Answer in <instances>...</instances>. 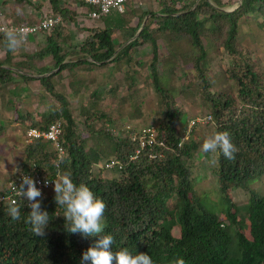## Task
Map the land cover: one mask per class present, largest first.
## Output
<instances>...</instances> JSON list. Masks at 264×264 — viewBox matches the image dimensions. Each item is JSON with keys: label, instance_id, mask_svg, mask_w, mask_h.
Wrapping results in <instances>:
<instances>
[{"label": "trees", "instance_id": "trees-1", "mask_svg": "<svg viewBox=\"0 0 264 264\" xmlns=\"http://www.w3.org/2000/svg\"><path fill=\"white\" fill-rule=\"evenodd\" d=\"M17 1L34 6L32 0ZM68 1L87 7L84 0ZM48 2L53 15L63 20L47 37V44L40 51L28 55L21 53L19 61L15 62L13 53L5 47L3 33H0V47L6 52L5 59L0 61V90L19 76L24 81L35 80L33 61L52 58L54 67L41 68L38 81L59 105L43 113L40 121L39 116L35 120L30 113H19V120H16L23 125L29 123L28 130H46L61 121L63 130L58 143L64 154L60 157L53 142L30 139L26 132L25 162L9 182L22 175L35 179L40 174L55 179L58 172L70 173L74 183H84L105 202L103 234L114 237L110 249L113 253L126 248L133 255H150L153 264H171L177 257H182L186 264H264V196L249 186L264 175V73L250 63L247 53L237 48L240 19L258 12L264 21V1L242 0L231 13L222 10V0H179L162 3L158 11L139 13L132 10L126 21L119 14L120 21L115 25L105 22L103 29H86L89 31L87 39L75 49L67 48L64 43L68 31L63 22L74 21L76 11L66 7L67 0ZM4 4L0 1V8ZM107 17L101 20H107ZM134 19L137 22L131 26ZM113 28H119L121 32L118 41ZM223 31V47L231 58L228 81L233 82L234 92L215 89L204 71L208 50L222 39ZM161 37L169 45L182 42L189 45L187 55L194 63L193 77L197 84L191 95L201 96L210 112L205 116L212 118L215 132L230 133L238 149L234 160H227L218 152L216 162L212 164L215 186L221 202L226 204V220L220 218L216 207L209 209L204 204L206 198L202 194L206 191L197 188L198 176L192 170V162L195 155L202 156V152L197 139L183 141L184 134L189 137L193 133L186 132V127L181 129L180 123L187 113L177 106L176 89L171 86L174 70H179L178 64L172 58L173 61L164 62L167 75L159 70L158 41ZM144 45L151 49L148 68L155 93L160 97L161 112L156 126H128L120 134H115L114 128L97 130L95 121H103L104 125L113 122L105 120V113L92 108L86 112L84 121L89 137L82 139L83 133L70 109V102L59 91L60 74L79 65L91 69L94 66H114L125 60L126 72L131 74L125 79L135 89L136 72L133 69L132 73V68L138 64L137 48ZM71 55L73 58L77 56L70 60ZM182 58L185 59L184 55ZM22 67L28 70L21 73ZM147 128H154L157 142L162 141L166 146L161 148L157 143L131 160L139 148L138 141L133 138ZM101 138L105 140L104 144L107 142L105 145L99 144ZM89 140L95 143L88 146ZM150 153L157 157L162 154L163 158L151 159ZM112 158L120 160L124 167L112 171V178L104 179L102 174L109 171L95 166ZM237 190L249 195L243 210L238 209L231 197ZM6 193H9L7 186L0 190V196ZM54 197L55 193L40 198L42 210L49 213L44 237L35 236L29 230L31 226L25 223L31 211L26 200L17 198L21 218L16 221L6 214L10 203H0V264H91V261H83L82 255L98 237L85 238L81 234L68 233L63 217L65 209L57 206ZM246 223L249 235L242 232ZM173 228H177L178 236L173 234Z\"/></svg>", "mask_w": 264, "mask_h": 264}, {"label": "rangeland", "instance_id": "rangeland-1", "mask_svg": "<svg viewBox=\"0 0 264 264\" xmlns=\"http://www.w3.org/2000/svg\"><path fill=\"white\" fill-rule=\"evenodd\" d=\"M0 1H2L3 4L5 3L4 7L0 8V13L3 15L5 13L7 19L10 20L9 22L16 23L17 25L23 23L20 18L24 10L26 12L30 11L35 18H38V21L44 18L45 15L52 13L48 0H32L34 6L26 3L22 4L17 0ZM240 1L242 0H222V9L228 12L232 10L235 11L240 6ZM148 5L151 9H153V7H158L156 3L150 0L145 1V7L147 9ZM66 7L75 10L77 15L74 21L63 22L65 24L64 28H67L68 31L64 43L67 48L75 49L80 47L87 39L82 35L83 32L87 31L86 27L83 26V18L87 17V15L79 12L82 7L76 2L67 0ZM18 9L20 14L17 12ZM132 10L140 13L143 9ZM125 17L128 19L129 16ZM263 22V17L260 16L258 12L242 17L239 22V33L237 37V48L243 53L248 54L251 61L250 63L261 73H264V26H261ZM51 33H41L40 36L42 38L36 40V43L34 42L35 44L30 43L34 40L29 37L27 40V42L30 43L27 44L28 47L25 46L26 43H23L21 48L12 54L14 61H19L21 57L19 54L21 53L28 55L40 51V46L47 43V37ZM224 37L225 32L223 31L222 39L220 38L218 42H216V45H213V48L208 50L207 65L204 71L206 76L212 80L213 85L216 87L215 89L219 88L226 92H234L233 82L228 81L231 58L225 50L226 48L223 47ZM158 42L161 62L159 64V70L161 74H168V70H165L164 67V62L166 60L173 61L172 58H174V61L179 67L178 71L177 69L174 70L175 75L171 86L176 89L175 102L177 106L187 113L184 114L180 123L181 129H185L186 127L187 129L185 131L187 132L189 123L192 125L191 121L196 118H204L206 117L205 115H210L201 96L191 95L197 84L193 77L194 63H192L187 55L189 45H186L185 42L169 45L164 37H161ZM137 50L138 64L132 68V73L133 69L136 72L135 79L137 84L135 89L132 88V85L129 86V81L125 79L127 75L131 77V74L129 75V73H127L128 67L125 64V60H121L114 66L113 64L104 67L94 66L91 69L79 65L73 69H65L60 74L59 80L61 82L58 84L59 91L63 92L70 102V109L76 119L79 130L83 133L82 139H87L89 137L85 129L84 121L86 119V112L92 108H95L97 112L105 113L107 115L105 120L113 122L112 125H104L103 121H95V128L97 130L106 127L108 130L114 128V133L120 134L121 131L125 130L128 126L137 128L148 125L156 126L155 124L160 115L161 106L159 103L160 97L155 93L152 85L151 73L148 68L151 62V49L149 45H144L139 46ZM183 55L186 61L182 58ZM76 56L77 55H74V58ZM5 57V50L0 47V61L5 59ZM72 58L73 55L70 56V60ZM33 66L35 69L32 74L35 76V80L28 82L22 80L19 76L15 78V81L11 85L5 86L0 90V121H2V123L0 122V190L7 186L9 178L20 171L22 169V163L25 162L24 151L27 145L24 143V139L28 131L27 126L29 123L23 125L22 122L18 121L19 113L23 115L30 113L34 119L39 116L38 119L40 121L42 120L41 115L43 113L59 105L38 81L40 69L46 66L53 68L54 60H52V58H47L45 60L35 59V61H33ZM21 69V73L28 70L23 67ZM59 69L54 73L58 72ZM57 78H55V82ZM72 83L74 85L73 87L71 86ZM111 89L115 90L112 92ZM17 109H19V111H17ZM190 132L193 134H191V136L189 135V138L197 139L201 149L204 140L215 133V125L213 122L205 125L200 124L195 129L191 128ZM184 135L186 136L188 134ZM104 141L105 140L101 138L99 144H104ZM94 143V140H89L87 144L88 146H92ZM106 143L107 142H105V144ZM216 155L217 154H215V156ZM209 156L212 157V154H205L203 152L202 156L196 154L192 162V170L198 176L196 180L197 188L207 193L202 194L206 198L204 204L209 209L216 207L215 210L220 218L226 220V204L221 202L218 187L215 186L216 178L213 174V166L207 159ZM95 168L98 169V166H95ZM102 175L104 179H108L112 178L114 173L106 172ZM249 186L260 195L264 196V175L260 179L249 183ZM245 195L239 197L237 191L232 192L231 197L239 210H243L248 203L247 200L249 195ZM246 224L247 226L242 229V232L245 235H249L248 223ZM172 231L175 236L179 235L177 228H173Z\"/></svg>", "mask_w": 264, "mask_h": 264}, {"label": "clouds", "instance_id": "clouds-1", "mask_svg": "<svg viewBox=\"0 0 264 264\" xmlns=\"http://www.w3.org/2000/svg\"><path fill=\"white\" fill-rule=\"evenodd\" d=\"M145 1L147 0H142L144 6L130 7L124 14L132 9H143V12L151 11V9L149 10V7L148 10L145 7ZM150 1L156 3L153 0ZM240 2L242 3V1ZM156 4L160 8L162 3ZM17 12L20 14L19 9ZM231 12H234V10L229 13ZM0 31H3L4 44L7 50L15 53L23 45L24 33L27 29H20L19 31L15 29H0ZM203 119H206V121L204 122ZM191 122H194L195 124L191 125L189 123L188 133H190L191 128L193 129L197 124L205 125L211 123L212 118L206 116L204 118H196ZM187 139H189V137L185 136L183 141ZM200 151L205 154H212L209 163L215 164V154L218 152L222 153L225 159L234 160L235 153L238 149L233 144L230 138V133L222 131L215 132L207 137L204 140ZM106 162L108 161L98 165V169L109 172L114 171L105 170L103 168ZM52 182H54L55 203L57 206L65 209L63 217L68 226V233L81 234L85 238L98 237L96 242L83 253V261H91V264H114V262L115 264H153L151 256L144 253L133 255L126 248L120 249L115 253L110 250L114 245V237L110 234H103L105 230L104 215L107 206L102 199L95 196L87 185L84 183L77 185L73 182L71 174L67 172L59 174L58 178ZM47 183L48 182H45V186H47ZM16 194L28 201V207L31 209L25 221V223L31 226L29 230L37 237H44L46 234L45 229L49 223V213L46 210H42V202L41 199H39L42 198V191L37 187L36 181L30 175H23L22 182L17 188ZM6 214L11 217L13 221L21 218L20 207L17 206L15 201H12V203L6 208ZM171 264H186V261L182 257H177L173 259Z\"/></svg>", "mask_w": 264, "mask_h": 264}, {"label": "built area", "instance_id": "built-area-1", "mask_svg": "<svg viewBox=\"0 0 264 264\" xmlns=\"http://www.w3.org/2000/svg\"><path fill=\"white\" fill-rule=\"evenodd\" d=\"M156 3H173L177 2L179 0H153ZM85 5L89 8V17L92 20H100L102 17H106L110 15L112 12H118L121 14H124L130 7L138 6L142 7L144 6V3L142 0H84ZM62 17L55 16L52 13L45 15V17L40 20L39 22L35 24H28V25H16L12 22H5L4 16L2 13H0V29H15L19 31L20 29H27V31L24 33V43L27 42L28 38L32 35H37L40 33H50L53 31L56 27L62 24ZM0 33H3V31H0ZM210 119V118H209ZM200 121V120H198ZM205 122L206 119H203ZM208 121V120H207ZM195 123L193 122L192 125ZM63 130V124L61 121H57L49 126L46 130H41L39 128H31L27 132V136L30 139H42L45 141L53 142V144L56 146V149L60 153V157L64 154L63 148L58 143V140L60 138V135L62 134ZM133 140L138 141L139 148L137 149L135 155L131 157V160H135L139 155H142L143 150H151L154 145H156L157 142V134L154 128H147L143 129L140 133V135L135 136ZM158 145L161 148H164L166 145L164 142L160 141ZM149 157L151 159H157L162 158L163 155H159L158 157L150 153ZM124 167L123 163L118 159H112L105 163L103 168L105 170H122ZM56 175L55 179L50 178L48 175H37L34 179L37 183V187L41 189L42 191V198H46L49 195L55 193L54 192V180L58 178V175ZM23 176V175H22ZM22 176H20L18 179L12 180L7 184V189L9 190V193H6L4 195L0 196V203H12V201H15L16 203L17 198L23 199L22 197L18 196L17 188L19 187L20 183L22 182ZM45 182L47 183V186H45ZM40 199V198H39ZM28 203V201H26Z\"/></svg>", "mask_w": 264, "mask_h": 264}, {"label": "crops", "instance_id": "crops-1", "mask_svg": "<svg viewBox=\"0 0 264 264\" xmlns=\"http://www.w3.org/2000/svg\"><path fill=\"white\" fill-rule=\"evenodd\" d=\"M77 3V2H76ZM147 7H150L149 5L147 6ZM156 8V9H155ZM151 8H149V10H150ZM155 9V10H154ZM148 10V9H147ZM152 10H154V11H158L159 10V7H153V9H151V11ZM28 12V13H27ZM25 11L24 10V12L22 13V16H21V21L23 22V23H21V25H25L26 23L27 24H30V23H36L37 21H38V18H35V16L33 15V14H31L30 13V11ZM79 12H82V13H84L85 15H87V17H84L83 18V26H85L86 27V29H91V28H98V29H103L104 28V26H105V22H111V24L112 25H115V23L116 22H118V21H120L119 20V13H117V12H113L110 16H108L106 19L107 20H98V21H96V20H92L91 18H89V11H87V7H83V8H81V11H79ZM129 12L130 11H128L126 14H124L123 15V17H124V21H126V20H128L125 16H129L128 18H130V15H129ZM132 12V11H131ZM122 15V14H121ZM4 21L6 22H9L10 20H8L7 19V16H6V14L4 13ZM37 20V21H36ZM137 22V20L136 19H134V20H132L130 23H131V26H134L135 25V23ZM130 26V25H129ZM113 30H114V36H115V40L116 41H118L119 39H120V36L118 37V33H121V32H119V28H113ZM41 34H37V35H32V36H30V38H32V40H34L33 42H30V43H34L36 40H38L39 38L41 39L42 37L40 36ZM83 37H85V38H87L88 37V35H89V31H85V32H83ZM34 38V39H33ZM118 39V40H117ZM30 43H28V42H26V44H25V46H27V44H30ZM36 43V42H35ZM34 43V44H35ZM47 44V43H46ZM46 44L45 45H43V46H40L41 47V49H43L45 46H46ZM28 47V46H27ZM43 68V67H42ZM238 191H241V192H238ZM246 194V195H245ZM237 195L239 196V197H241V196H247V193L246 192H244V191H242V190H237Z\"/></svg>", "mask_w": 264, "mask_h": 264}]
</instances>
